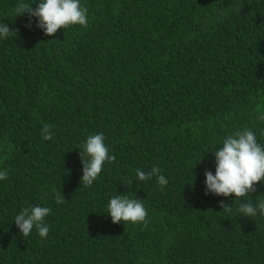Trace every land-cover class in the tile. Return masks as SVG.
Segmentation results:
<instances>
[{
    "label": "trees",
    "instance_id": "16d2710c",
    "mask_svg": "<svg viewBox=\"0 0 264 264\" xmlns=\"http://www.w3.org/2000/svg\"><path fill=\"white\" fill-rule=\"evenodd\" d=\"M38 2L0 0L18 30L0 38V264H264V215L238 212L264 183L205 194L227 135L264 145V0H80L87 26L52 36L16 17ZM97 133L115 161L85 187L79 148ZM153 166L165 187L136 177ZM117 194L142 200L147 223H112ZM37 205L48 236L25 238L14 217Z\"/></svg>",
    "mask_w": 264,
    "mask_h": 264
},
{
    "label": "clouds",
    "instance_id": "9594fccd",
    "mask_svg": "<svg viewBox=\"0 0 264 264\" xmlns=\"http://www.w3.org/2000/svg\"><path fill=\"white\" fill-rule=\"evenodd\" d=\"M87 8L81 6L80 0H39L33 8L27 3H19L15 8L16 17L28 14L31 27V18H37V27L48 36L54 35L59 29H65L71 25L87 26ZM17 29L10 28L7 24L0 23V38H8ZM258 119L264 121V111H260ZM51 126L45 124L41 130L43 140L53 138ZM80 156L83 164V174L80 183L89 187L99 177L105 162L111 164L115 156L109 153L105 144L103 133L93 134L87 137L83 143ZM215 174L212 171L205 172V194L212 193L217 196L245 197L256 191L257 183H264V145L258 143L254 131L245 128L227 135L222 147L214 151ZM200 162V161H199ZM158 166H153L149 172L136 170V177L140 181H147L153 176L157 177L158 185L163 188L168 180L162 174ZM8 178V171H0V180ZM131 183V181H129ZM65 198L61 192L55 193V202L62 204ZM224 211L231 212V206L221 201ZM51 212V208L34 206L22 209L14 221L23 237H28L33 228L38 231L41 238H47L49 227L45 223V217ZM112 223L121 221L133 224L147 223L148 212L138 198H130L127 195L117 194L112 196L107 205V211ZM238 212L250 218L257 214L264 215V200L258 201L254 206L251 202L241 203Z\"/></svg>",
    "mask_w": 264,
    "mask_h": 264
}]
</instances>
